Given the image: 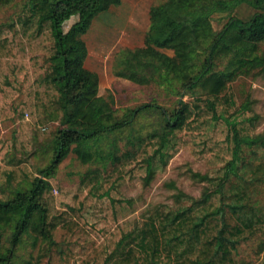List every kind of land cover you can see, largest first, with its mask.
I'll return each instance as SVG.
<instances>
[{"label":"trees","instance_id":"obj_1","mask_svg":"<svg viewBox=\"0 0 264 264\" xmlns=\"http://www.w3.org/2000/svg\"><path fill=\"white\" fill-rule=\"evenodd\" d=\"M11 1L0 0V5ZM122 1L28 0L12 21L0 23V118L18 123L13 140H0L8 150L0 161V264H13L27 239L39 253L26 264H41L55 245L46 264H264V204L257 199L264 183V131L256 132L258 115L250 103L239 105L232 84L236 76L264 75V0H164L154 5L150 45L126 50L116 74L171 90L179 84V98L172 109L146 103L119 116L114 100L99 93V75L86 67L84 36L98 15ZM61 5H74V10ZM242 7L247 16L238 15ZM216 14L225 19L219 31L213 24ZM73 15L78 19L66 30ZM225 60L230 69L218 70ZM152 110L162 116L160 132L132 133L123 148L108 145L107 154H96L100 136L133 127ZM53 122L58 126L48 165L32 167L30 157L9 154L13 148L28 154L32 132L45 137ZM188 145L198 158L217 165L213 175L201 176L209 185L201 197L177 209L161 205L138 223L120 222L115 228L94 213L106 225L101 231L109 244L86 239L91 243L85 255L71 247L87 224L80 214L86 203L78 200L53 211L45 199L52 189L50 177L69 153L85 164L101 159L82 174L84 186L107 181V165L113 172L143 166L151 177ZM251 240H259L260 260L242 257Z\"/></svg>","mask_w":264,"mask_h":264},{"label":"rangeland","instance_id":"obj_2","mask_svg":"<svg viewBox=\"0 0 264 264\" xmlns=\"http://www.w3.org/2000/svg\"><path fill=\"white\" fill-rule=\"evenodd\" d=\"M164 0H123L121 4L112 6L108 11L98 15L88 33L84 36L87 43L89 55L86 67L100 77V95L114 100L115 109L122 116L128 108H134L146 103H155L172 109L178 101L180 86L174 90L167 89L155 82L139 84L128 78L119 77L116 70L122 61L126 50L147 47L150 45L148 29L151 24L150 10L154 5ZM28 0H13L8 4L0 5V23L10 22L16 13L23 8ZM61 8L73 11L74 5ZM249 11L246 7L238 9L239 16H247ZM78 19L73 15L65 23V29ZM225 23L224 15L214 16V28L219 31ZM171 53V52H170ZM263 53V51H262ZM264 54V53H263ZM227 61L220 62L218 70H226ZM230 69L228 64L227 70ZM28 84L27 78L23 80V89ZM239 105L250 103L251 109L258 115L256 132L264 131V75L238 77L232 82ZM21 93L19 99L24 98ZM186 99L191 98L188 94ZM162 116L152 110L143 113L136 120L133 127H126L122 132L110 131L98 138L99 155L107 154L108 145L113 148L125 146L128 135L146 134L160 132ZM18 123L14 120L3 121L0 118V140L4 142L14 139ZM58 126L53 122V128L45 137H40L35 131L33 135V147L28 154L16 151L14 148L9 154L17 157H30V166L43 168L48 165L54 155V132ZM123 138V139H122ZM6 144L0 143V161L3 153L7 152ZM97 157L94 163H82L75 153L71 152L60 164L54 175L50 177L52 189L45 196L50 209L65 210L68 206H74L78 200L86 203V209L80 214L86 216L83 233L76 236L78 243L71 245L75 251L85 255L91 242L97 245L105 242L109 244L108 238L102 233L106 227L103 221L95 220L96 216H104L111 228L124 222L126 224L138 223L147 213L153 212L161 205L170 208H179L182 205H190L194 198H199L208 188V184L201 181L202 175H213L217 165L206 159L198 158L192 146L188 145L179 149L169 160L168 164L158 168L153 176H149L147 168L143 166L127 165L120 171L113 172V167L107 165L109 172L106 174L107 181L96 180L87 182L81 186L82 174L89 168L99 165ZM101 162V161H100ZM108 161H102V163ZM98 164V165H97ZM104 182V183H103ZM79 196L77 199L76 196ZM259 202L264 204V183L257 194ZM87 206L90 211H87ZM91 206V207H90ZM90 213L92 215L90 216ZM88 218V219H87ZM263 239L264 235H260ZM61 242V241H60ZM259 240H251L243 246L242 257L249 261H257L262 258L256 254ZM58 248L52 247L46 256L41 259V264H46L52 252ZM38 248H33L32 240H25L17 250V256L13 264H26L32 255L37 257ZM85 257V256H84ZM83 257V258H84ZM71 264H80V261H71Z\"/></svg>","mask_w":264,"mask_h":264}]
</instances>
